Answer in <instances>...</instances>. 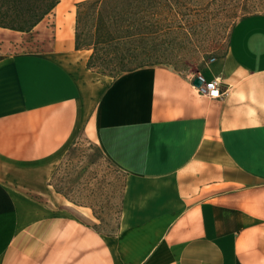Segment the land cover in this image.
Here are the masks:
<instances>
[{"label": "crops", "instance_id": "crops-1", "mask_svg": "<svg viewBox=\"0 0 264 264\" xmlns=\"http://www.w3.org/2000/svg\"><path fill=\"white\" fill-rule=\"evenodd\" d=\"M81 1L0 27V264H264V12L198 72L220 81L207 98L163 65L89 78ZM32 32L35 49L1 52ZM78 133L126 175L114 236L50 183Z\"/></svg>", "mask_w": 264, "mask_h": 264}, {"label": "rangeland", "instance_id": "rangeland-1", "mask_svg": "<svg viewBox=\"0 0 264 264\" xmlns=\"http://www.w3.org/2000/svg\"><path fill=\"white\" fill-rule=\"evenodd\" d=\"M262 12L264 0H179L173 14L155 7L144 8L138 15V25L132 31L136 35L130 45L137 47L138 55L126 67L163 65L186 77L197 75L207 61L226 51L231 31L240 19ZM93 24L90 10L84 9L78 27L80 42L90 40ZM40 41L35 32L17 34L5 41L1 52L33 50ZM88 69L89 78L103 82L124 73L113 64ZM125 178V173L96 144L78 133L55 156L50 183L55 191L67 193L78 205L91 207L97 220L95 228L105 236H114Z\"/></svg>", "mask_w": 264, "mask_h": 264}, {"label": "trees", "instance_id": "trees-1", "mask_svg": "<svg viewBox=\"0 0 264 264\" xmlns=\"http://www.w3.org/2000/svg\"><path fill=\"white\" fill-rule=\"evenodd\" d=\"M56 2L57 0H0V27L30 31L55 6ZM178 2L179 0L175 2L172 0L81 1L77 3L76 9L75 48L91 49L86 62L88 68L97 66L108 68L109 64H113L124 72L135 69L127 68L126 63L138 55L137 47H130L136 35L132 31L138 25V15L144 8L146 10L152 7L166 14H173ZM84 9L90 10L94 24L92 34L89 35L90 40L80 42L78 27ZM56 191L76 203L67 193L61 190Z\"/></svg>", "mask_w": 264, "mask_h": 264}, {"label": "built area", "instance_id": "built-area-1", "mask_svg": "<svg viewBox=\"0 0 264 264\" xmlns=\"http://www.w3.org/2000/svg\"><path fill=\"white\" fill-rule=\"evenodd\" d=\"M194 77H198L201 80V83L198 86L192 83ZM194 77L191 78V83L198 95L207 98H218L222 95L218 78L205 79L201 74H197Z\"/></svg>", "mask_w": 264, "mask_h": 264}, {"label": "water", "instance_id": "water-1", "mask_svg": "<svg viewBox=\"0 0 264 264\" xmlns=\"http://www.w3.org/2000/svg\"><path fill=\"white\" fill-rule=\"evenodd\" d=\"M192 83L196 86H198L201 83V80L198 77H194L192 80Z\"/></svg>", "mask_w": 264, "mask_h": 264}]
</instances>
